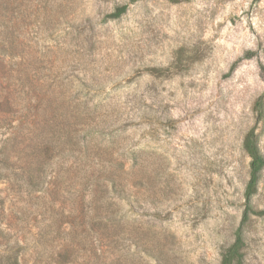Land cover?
<instances>
[{
  "label": "rangeland",
  "instance_id": "1",
  "mask_svg": "<svg viewBox=\"0 0 264 264\" xmlns=\"http://www.w3.org/2000/svg\"><path fill=\"white\" fill-rule=\"evenodd\" d=\"M258 101L264 0H0V264H220Z\"/></svg>",
  "mask_w": 264,
  "mask_h": 264
},
{
  "label": "trees",
  "instance_id": "2",
  "mask_svg": "<svg viewBox=\"0 0 264 264\" xmlns=\"http://www.w3.org/2000/svg\"><path fill=\"white\" fill-rule=\"evenodd\" d=\"M172 3L180 2L181 0H169ZM128 10L126 5L119 6L114 12L107 15L106 19L116 20L121 18ZM256 111L259 120H264V105L262 101H258L256 104ZM243 150L251 159L250 161V176L246 185L244 198H245V210L243 213L242 221L235 233V240L231 246L226 248L222 253V259L220 264H245V228L251 217L259 216L262 213L255 211L252 200L257 195L259 190V184L261 181L262 173L264 172V154L260 147V139L257 134L256 128H252L245 136L243 142ZM0 157H2L3 163L7 161L4 151L0 150ZM2 163V162H1ZM1 227V226H0ZM5 230L0 231L2 236ZM12 252V250H11ZM10 258L12 264H20L18 255L16 252L11 253Z\"/></svg>",
  "mask_w": 264,
  "mask_h": 264
}]
</instances>
